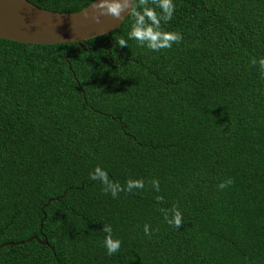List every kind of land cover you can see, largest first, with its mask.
Instances as JSON below:
<instances>
[{"label":"trees","instance_id":"trees-1","mask_svg":"<svg viewBox=\"0 0 264 264\" xmlns=\"http://www.w3.org/2000/svg\"><path fill=\"white\" fill-rule=\"evenodd\" d=\"M173 3L161 27L183 39L160 51L129 39L130 13L66 61L73 43L0 39V264H264V0ZM97 166L145 187L113 198Z\"/></svg>","mask_w":264,"mask_h":264},{"label":"clouds","instance_id":"clouds-1","mask_svg":"<svg viewBox=\"0 0 264 264\" xmlns=\"http://www.w3.org/2000/svg\"><path fill=\"white\" fill-rule=\"evenodd\" d=\"M149 3L159 7L161 13L158 14L155 8L149 7ZM93 9L92 19L96 23L100 22V15H108L115 20H119L122 13H130L135 22L131 26L129 39L137 41L140 46H146L151 51L169 49L174 43H180L183 39L181 33L165 31L161 27L162 22L167 23L174 15L175 5L173 0H97L93 5ZM117 43L120 47H128L127 41L123 38ZM251 63L255 65L257 63L256 59H253ZM259 65L261 70L264 71V58L259 60ZM89 178L99 181L103 185L105 194L110 193L113 198H116L122 191L131 192L133 189H143L145 187V182L142 179H129L122 186L118 182L110 180L107 172L99 166L90 173ZM232 183V179L229 178L218 184L217 187L223 190ZM151 185L157 192L159 191L158 180H152ZM156 199L158 202H163V197L157 196ZM161 211L164 212L165 221L169 225L176 229L183 226V215L177 206H173L171 209H161ZM101 230L106 234L104 243L107 254L113 255L119 252L121 241L113 239L112 227L105 224ZM144 233L146 236H151L150 226L147 224L144 226Z\"/></svg>","mask_w":264,"mask_h":264},{"label":"water","instance_id":"water-1","mask_svg":"<svg viewBox=\"0 0 264 264\" xmlns=\"http://www.w3.org/2000/svg\"><path fill=\"white\" fill-rule=\"evenodd\" d=\"M96 2L97 0H93L78 12L54 13L33 6L25 0H0V39L27 45L73 43L74 50L64 57L66 61L68 55H75L77 49L85 45L86 40L101 35L108 37L129 14L122 13L119 20L108 15H100V22L96 23L92 19L93 5ZM67 67L69 69L68 64ZM31 240L40 245H47L45 240L40 242L35 237L28 239L27 242ZM6 245L8 244L0 245V248Z\"/></svg>","mask_w":264,"mask_h":264}]
</instances>
